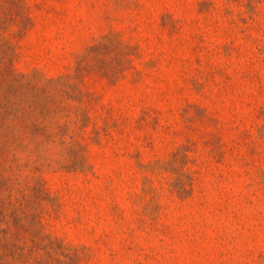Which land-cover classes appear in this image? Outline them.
<instances>
[{"label":"rangeland","instance_id":"374dc122","mask_svg":"<svg viewBox=\"0 0 264 264\" xmlns=\"http://www.w3.org/2000/svg\"><path fill=\"white\" fill-rule=\"evenodd\" d=\"M0 264H264V0H0Z\"/></svg>","mask_w":264,"mask_h":264}]
</instances>
